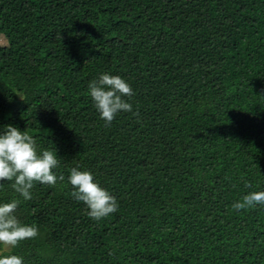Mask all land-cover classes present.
<instances>
[{
    "label": "trees",
    "instance_id": "obj_1",
    "mask_svg": "<svg viewBox=\"0 0 264 264\" xmlns=\"http://www.w3.org/2000/svg\"><path fill=\"white\" fill-rule=\"evenodd\" d=\"M0 36V132L55 149L65 176L28 201L0 181V204L39 230L0 257L264 264V205L232 207L264 191V0H0ZM105 72L134 92L109 126L88 90ZM75 167L117 212L88 216Z\"/></svg>",
    "mask_w": 264,
    "mask_h": 264
},
{
    "label": "clouds",
    "instance_id": "obj_2",
    "mask_svg": "<svg viewBox=\"0 0 264 264\" xmlns=\"http://www.w3.org/2000/svg\"><path fill=\"white\" fill-rule=\"evenodd\" d=\"M88 90L105 126H109L121 112H132L129 101L134 92L121 76L105 72L89 82ZM59 167L60 159L56 150L38 151L36 139L28 131L22 132L16 127L7 126L0 132V181H14L11 187L25 201L32 199V190L37 183L55 186L58 181H64L65 176L54 171ZM68 183L73 188L71 196L86 205L90 218L99 221L118 211L116 198L95 182L90 171L72 168ZM245 187L251 185L245 184ZM19 203V200H12L0 204V244L5 247L15 248L21 241L34 239L39 234L37 226L24 225L16 217ZM257 205H264V191L250 192L232 207L239 211ZM0 264H23V258L17 255L2 256Z\"/></svg>",
    "mask_w": 264,
    "mask_h": 264
},
{
    "label": "rangeland",
    "instance_id": "obj_3",
    "mask_svg": "<svg viewBox=\"0 0 264 264\" xmlns=\"http://www.w3.org/2000/svg\"><path fill=\"white\" fill-rule=\"evenodd\" d=\"M6 42H5V39L2 37V36H0V44L1 45H3V44H5ZM9 248L10 247H5L4 245H2V247H1V251H7V250H9Z\"/></svg>",
    "mask_w": 264,
    "mask_h": 264
}]
</instances>
